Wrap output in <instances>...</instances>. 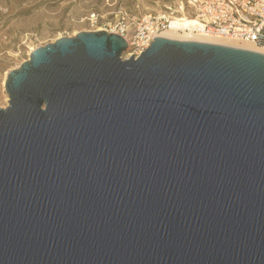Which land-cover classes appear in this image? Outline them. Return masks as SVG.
I'll return each instance as SVG.
<instances>
[{
    "label": "water",
    "instance_id": "obj_1",
    "mask_svg": "<svg viewBox=\"0 0 264 264\" xmlns=\"http://www.w3.org/2000/svg\"><path fill=\"white\" fill-rule=\"evenodd\" d=\"M106 30L35 48L0 108V264H264V53Z\"/></svg>",
    "mask_w": 264,
    "mask_h": 264
},
{
    "label": "rangeland",
    "instance_id": "obj_2",
    "mask_svg": "<svg viewBox=\"0 0 264 264\" xmlns=\"http://www.w3.org/2000/svg\"><path fill=\"white\" fill-rule=\"evenodd\" d=\"M181 2L182 0H0V108L9 104L5 87L8 73L28 59L33 48L52 43L60 37L75 36L82 31L106 30L117 33V26L130 25L133 20L150 12L170 11V8H178ZM185 12L188 15V9ZM94 14L96 20L93 21L91 17ZM123 57L130 56L124 53Z\"/></svg>",
    "mask_w": 264,
    "mask_h": 264
},
{
    "label": "built area",
    "instance_id": "obj_3",
    "mask_svg": "<svg viewBox=\"0 0 264 264\" xmlns=\"http://www.w3.org/2000/svg\"><path fill=\"white\" fill-rule=\"evenodd\" d=\"M187 9L188 16L199 18L202 24L193 30L187 28L188 32L249 42L264 49V0H182L178 8L163 13L150 12L130 25L117 26L116 32L128 42V56L138 57L155 37L171 28L174 15H184ZM91 20H96L95 14Z\"/></svg>",
    "mask_w": 264,
    "mask_h": 264
},
{
    "label": "bare ground",
    "instance_id": "obj_4",
    "mask_svg": "<svg viewBox=\"0 0 264 264\" xmlns=\"http://www.w3.org/2000/svg\"><path fill=\"white\" fill-rule=\"evenodd\" d=\"M200 26H202V24L199 18L188 16L186 13L180 16L174 15L172 19L171 28L164 31L161 34V36H166V37L175 38V39L183 38L182 40H199V41H206V42L221 43V44L236 46L240 48H246V49L255 50V51L264 53V49L258 48L249 42H238V41H233V40H228V39H223V38L206 37L198 33L187 31V28H189L190 30H193ZM179 29L184 30L182 34L179 32L180 31ZM191 38H194V39H191Z\"/></svg>",
    "mask_w": 264,
    "mask_h": 264
}]
</instances>
